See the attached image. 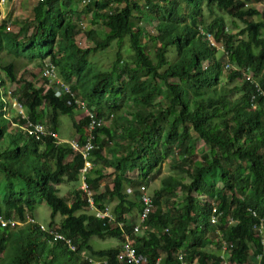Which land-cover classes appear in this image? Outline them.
<instances>
[{
	"label": "trees",
	"instance_id": "trees-1",
	"mask_svg": "<svg viewBox=\"0 0 264 264\" xmlns=\"http://www.w3.org/2000/svg\"><path fill=\"white\" fill-rule=\"evenodd\" d=\"M248 1L94 0L93 19L100 12L110 29L101 39L74 21L73 0H36L26 20L31 27L27 35L6 30V20H1L0 52L6 49L29 61L50 56L58 75L102 118L92 129L95 146L85 176L93 187L105 176V166L111 167L112 182L94 196L100 207L116 200V221L123 222L119 226L95 216L78 187L59 193V183L79 178L84 158L68 142L57 143L49 135L34 138L20 127L24 119L6 115V81L16 83L12 94L32 120L43 117L42 103L50 107L49 126L55 130L58 115L71 114L77 105L67 103L66 95L45 89L42 77L36 83L18 76L15 61L10 60L1 66L5 77L0 74V214L25 220L37 202L45 201L50 207L49 225L60 214L55 227L76 247L69 248L36 223L0 224V253L7 251L6 264H118L126 234L137 252L146 255L147 264L162 254V264H180L175 255L179 249L187 264L194 260L221 264L217 254L205 249L219 245L216 226L209 219L212 205L222 212L221 222L233 218L224 233L233 243L230 258L237 264H256L252 259L263 244L252 228L256 217L248 208L264 217V94L245 78L243 69L248 66L264 87V20L255 17L259 10ZM182 2L187 16L180 11ZM203 2L210 14L215 12L213 5L228 14L233 28L225 25L221 13L205 21ZM144 14L156 18L154 35L139 23ZM199 24L223 44L226 55L198 33ZM81 31L94 39V45L76 43ZM145 35L155 42L153 50ZM124 37L133 51L130 60L116 50L111 67L93 68L88 63L90 52L114 39L119 47ZM226 62L231 66L225 67ZM233 81L240 85H229ZM87 122V116L73 122L81 143ZM200 139L206 149L199 159ZM108 143H113L109 153ZM174 153L178 158L171 162L173 171L160 178L152 191L153 209L142 228L134 231L129 211L132 205L142 206L137 186L156 178L162 161ZM133 170L136 175L130 174ZM129 186L131 192L126 190ZM200 194L209 200L202 201ZM93 235L121 242L94 247ZM91 257L105 261L92 263Z\"/></svg>",
	"mask_w": 264,
	"mask_h": 264
},
{
	"label": "rangeland",
	"instance_id": "rangeland-1",
	"mask_svg": "<svg viewBox=\"0 0 264 264\" xmlns=\"http://www.w3.org/2000/svg\"><path fill=\"white\" fill-rule=\"evenodd\" d=\"M32 1H35V0H9L7 1L6 4L9 5V8H6L4 10L6 15L4 16L5 18L3 19L6 20L5 27L6 25L9 24L10 29L5 28L6 30L11 31V32L20 31V35H23L21 33H26V35L30 33L31 27L27 24L26 20L29 19V17L31 16V5L33 4ZM247 4L254 5L259 10V14L255 16L257 19L264 20V0H249ZM71 6L73 9L77 10L76 11L77 15L74 16V21L75 22L82 21L83 24H85V27L83 28L84 31L85 29H92V31H94L95 33V38H100V39L105 37L108 33H110V29L106 27V25L104 24V20L102 19L100 12H98V14L93 19V15L96 11L94 0H73V3L71 4ZM213 8L215 12L210 14L206 6V3L205 2L202 3L201 11L203 12L202 17L205 19V21L208 22L216 15V13H221L224 15L225 25H227L228 28L231 30L233 28V25L231 23V17L214 5H213ZM186 10H187L186 6L182 2L180 5V11L185 16H187ZM1 20L2 19H0V21ZM235 21L237 22L238 25H242V22L239 19L236 18ZM139 23L151 35H154L156 33L155 30L153 29V26L156 23V18L153 15L144 14L141 20L139 21ZM144 39L147 40L148 43L150 42L148 45V48H150V50H153L155 42L149 41V38L146 35ZM75 40H76V43L81 47L92 46L95 43L94 39L86 35V32H83V31L79 32L77 36H75ZM116 50H119L121 52L122 58H125L127 60H130L131 53H133L126 37L122 39L119 47H118V42L114 39V40H111L109 44L105 46L104 48H98L90 52L87 57L88 63H91L92 64L91 66L93 68L111 67L112 62L115 59ZM218 53L220 54L219 51ZM10 60L15 61L18 76L25 77L26 79L33 80L36 83H39L40 77H41L40 76L41 67L44 66L45 62L50 60V56L43 58L41 61L39 58L29 61L28 58H26L25 56H21V55L16 56L13 52L3 49L0 52V74L4 77H5V73L2 70L1 66ZM234 83H237L238 85H240L239 81H233L229 83V85H233ZM6 85L8 88L12 90H15L17 88L16 83H13V82L6 81ZM240 93H241V90H239L236 95ZM161 99L162 97L159 98L161 102H165L163 99L162 100ZM42 108H43L44 115L41 118V120L45 122L46 125H49L50 119L48 118L47 113L50 111V107L42 103ZM127 108L128 106L126 105L123 106V109H127ZM128 112L129 111H126L127 114ZM14 114H15V109L9 106L6 111V115L12 118ZM83 116H84V109L79 107L78 105L76 106L74 112H72L71 114H64V113L59 114L57 117L58 122L56 126L58 134L64 138H72V137L78 136V133L75 130L73 122L78 121ZM103 122L107 123L109 121L103 118ZM82 129L85 133L86 132L85 126H83ZM112 148H113V143H108L106 145V150L108 153L112 150ZM203 149H206V146L204 145L203 141L200 139L197 144V150H198L197 157L199 159L201 157V151ZM177 158H178V155L176 153L170 155L168 158H165L161 163L160 174L156 178L147 180V184H145V186L151 193L154 190V188H156L160 184V178L163 175L173 171L171 169V162H173ZM130 174L136 175L137 170L131 171ZM112 179H113V175L111 174V167L107 166V168H105V176L99 181H97V183L93 184L95 191L97 192L102 191L104 184L112 182ZM78 184H79L78 179L68 180V181L65 180L58 184L59 193L65 194L68 191H71L73 188H77ZM180 195H181V192H180V189H178L177 196H176L177 200H180ZM198 197L199 198L204 197V195L200 194L198 195ZM116 202H117L116 200H111L107 204L110 209V212L112 213L115 219L117 217V213L115 212ZM126 205L128 204L126 203ZM139 212H140V208L138 206L136 205L130 206L129 216L132 217L134 220L133 226L134 224H136L138 220ZM30 215L34 216L38 222L44 224L45 226H49V222L51 220L50 207L45 201L37 202L35 204L34 210L32 211V213H30ZM60 219H61V215L57 214L55 218L53 219L54 220L53 226L57 227L59 225ZM114 224L116 223L114 222ZM90 242L94 245V247H106L109 245L118 244L121 241L116 237L99 238L98 236L93 235L90 238ZM6 255H7L6 250L0 253V264H6V260H8V257H9L8 256L7 259H5ZM161 257H163V254L161 255ZM252 260L254 261V258ZM188 264H198V262L194 260Z\"/></svg>",
	"mask_w": 264,
	"mask_h": 264
},
{
	"label": "built area",
	"instance_id": "built-area-1",
	"mask_svg": "<svg viewBox=\"0 0 264 264\" xmlns=\"http://www.w3.org/2000/svg\"><path fill=\"white\" fill-rule=\"evenodd\" d=\"M1 2L5 0H0ZM79 25L81 26V29L85 27V24H83L82 21L79 22ZM6 29H10V25H6ZM198 33L211 45L216 47V49L219 52H223L226 55V50L223 47V44L220 42H217V40L214 38L213 33L203 24H199L197 26ZM262 38L264 39V28L262 30L261 34ZM231 64L229 62H226L225 67H229ZM243 74L246 79H248L250 82H253L255 85L256 91H259L260 93L264 94V87L261 86L260 82L257 80L256 76L253 74V72L248 68V66L243 69ZM40 76L44 80V86L45 89H53V92L56 96L62 97L64 95L67 96V103L74 102L76 105L84 109V116L88 117V122L85 125L86 128V139L83 143L80 142L78 136L72 137V138H64L61 135L58 134L57 130L51 128L49 125H46L45 122L42 120H32L27 112L25 111L24 105L22 102H20L13 94L12 89L8 88L6 91L5 97V110L7 111L8 107H12L15 109V114L19 116L20 118L24 119L23 122L20 123V127L24 129V131L32 135L36 139H40L43 136L49 135L54 138V140L57 143L61 142H68L70 146L74 150L80 151L84 158V164L79 168L78 173V188L80 189L83 198L85 199L89 211L94 213L95 216L101 219H106L109 222H115L119 226L123 224L122 221H116V219L113 217L112 213L110 212V209L108 205L106 204L104 207H100L96 203V199L94 196V193L96 192L95 189L90 185V183L86 179V171L87 168L92 164L89 156L91 149L95 146L92 138L93 133L92 129L96 126L102 123V118L97 117L95 112L87 107L86 101L77 96L75 92L72 90L70 83L61 78L58 73L56 72V68L54 64L49 60L45 62L44 66L41 67ZM255 93H253L251 98L255 97ZM105 168H107L105 166ZM139 190V197L141 201V209L138 214V220L136 224L133 226V230H139L142 223L146 219L149 212L153 209V198L152 193L146 188L145 184L141 183L137 186ZM128 192H131L132 187L129 186L126 188ZM204 197H200L202 201L209 200L206 194H202ZM211 201V200H210ZM213 203V201H211ZM248 210L252 213L256 219L252 222V228L255 232V235L260 237V241L263 244V249L261 252H258L255 255L254 262L256 264H261V256L264 252V217L257 214V212L254 209L248 208ZM222 214L221 211L217 209L215 205H212L211 212H210V222L216 226V235H217V241L219 243L218 248L219 251L217 255L220 258L221 264H237L235 261H233L230 258V251L232 248L233 243L229 240H227L224 237V233L228 231L231 227V224L233 222V218L229 217L227 221L221 222L219 219V216ZM24 222H31L36 223L40 229L48 231L51 235H53L57 239H61L67 244V246L71 249H75V244L72 242V239L65 234L63 231L58 230L53 225L45 226L44 224L38 222L34 216L30 215V213L26 214L25 220L16 219L13 217H5L4 215L0 214V224L1 226H17L21 225ZM167 230V228H165ZM176 257L179 259L180 264H187L183 251L177 250ZM118 264H147V257L145 254L141 252H137L135 247L133 246L131 242V238L128 234L125 236V241L122 244V248L117 254ZM92 263H97L100 261H105V258H90ZM153 264H162L161 257L158 256Z\"/></svg>",
	"mask_w": 264,
	"mask_h": 264
},
{
	"label": "crops",
	"instance_id": "crops-1",
	"mask_svg": "<svg viewBox=\"0 0 264 264\" xmlns=\"http://www.w3.org/2000/svg\"><path fill=\"white\" fill-rule=\"evenodd\" d=\"M7 1H9V0H5V1H3V2H1L0 1V19H3V18H5L4 16L6 15L5 14V9L6 8H9V5H7L6 3H7ZM36 1V0H35ZM35 1H32V3H34ZM1 22V21H0ZM207 251H212V252H214L215 254H217L218 253V251H219V248H218V246L216 245V246H214V245H211V246H209V247H207V248H205ZM244 264H247V263H244Z\"/></svg>",
	"mask_w": 264,
	"mask_h": 264
},
{
	"label": "bare ground",
	"instance_id": "bare-ground-1",
	"mask_svg": "<svg viewBox=\"0 0 264 264\" xmlns=\"http://www.w3.org/2000/svg\"><path fill=\"white\" fill-rule=\"evenodd\" d=\"M73 242V241H72Z\"/></svg>",
	"mask_w": 264,
	"mask_h": 264
}]
</instances>
